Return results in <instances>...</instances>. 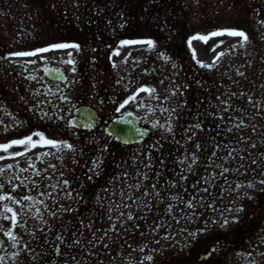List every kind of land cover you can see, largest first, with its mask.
Listing matches in <instances>:
<instances>
[{
  "label": "rangeland",
  "instance_id": "rangeland-1",
  "mask_svg": "<svg viewBox=\"0 0 264 264\" xmlns=\"http://www.w3.org/2000/svg\"><path fill=\"white\" fill-rule=\"evenodd\" d=\"M144 0H141L136 2V5H139L140 8L150 9L151 5L146 2H143ZM184 1V0H183ZM222 3H218L215 5L216 8H220L221 6L225 5L226 7L231 3V0H221ZM6 1L0 0V4H3ZM143 2V5H142ZM104 0H46L44 3H40V7H38V11L41 14V17L35 18L34 17V11L32 9L27 10L30 13V16L32 19L30 20L31 23H29V20L26 19L28 22V25H35L33 23V19L42 20L43 24L46 25V31H44V28L38 29L42 32V35H39V40H36V35H32L34 28L31 26H28V29L31 28L29 31H32L30 35L32 37H27L28 40H26V45L29 44L31 41V46H41L38 49L41 48H48V51L40 52L39 56L42 58V64L43 66H46V64L49 62V64H52V62H56L58 60V63L65 65L66 68H69V61L74 62L76 60V57L72 54L75 53V51L70 52L69 49H51L50 46L55 43L56 40V33L58 36L66 38V40L72 41L74 44L79 45L77 48V55H87L90 57H93V50L92 46L90 45L93 43L94 39H98L99 37H102L103 34L101 33L102 28L100 27L101 24L98 25V22L96 20L97 14H100L102 9L105 5H103ZM95 5H103L101 7L95 8ZM92 7V8H91ZM34 8V7H32ZM89 8H91L89 10ZM36 16H40L39 14H36ZM108 22V19L103 18L101 20V23ZM68 24H72L73 26L76 25L77 27L72 29H67ZM39 25V24H38ZM43 26V25H42ZM85 26L87 28H85ZM0 27V31L4 30ZM88 30V33L85 34V31ZM219 31H213V32H220ZM206 32L203 35L194 36L190 40L191 50L194 53L195 58L197 61L204 65H211L213 62H216L217 60L220 61V64L227 65L230 61V54L233 52V46L236 44H239L243 39L241 37L231 36L228 35L227 32H225L223 35H217V36H211L210 34L213 33ZM67 36H66V35ZM3 36V34H1ZM69 35V36H68ZM199 37H207L206 40L200 39ZM66 40H61L60 42H65ZM35 41V42H34ZM40 41V42H39ZM37 43V45H36ZM33 44V45H32ZM133 47H138L133 46ZM139 48V47H138ZM222 54V55H221ZM37 55V53L35 54ZM53 56L56 58L52 61ZM33 57V58H32ZM31 57V60H35L36 57L34 55ZM38 60V59H37ZM67 60V62H66ZM96 73V71H94ZM256 79V77H254ZM94 88L96 90V86L94 85ZM147 89H153L148 87ZM166 93V98H170V95L168 94V87L164 88ZM136 96V92H135ZM59 97V96H57ZM138 97H140L141 100L149 101L153 99L154 91H144L140 92L138 94ZM136 149V148H135ZM136 153V150L133 152ZM123 159H126L123 156ZM127 160V159H126ZM129 160V159H128ZM125 162V160L123 161ZM133 161L129 160V167L132 165ZM151 164L149 161L144 160V164ZM136 164H133L131 166V169H136ZM97 170V169H96ZM81 184V183H78ZM146 185L138 186L136 188V201L141 199L143 196H148L150 199H153V202H158V198L155 196V191L148 189ZM123 199V196L121 197ZM236 204L239 207L240 203L236 201ZM122 207V204H120ZM143 205V202L140 201L137 203V208H140ZM103 206V203L96 204L94 206V209L96 211H100ZM124 207L129 208L130 203L129 200H125ZM78 208L79 205L74 202L71 204V207L68 209H65V211H61L57 214V217L59 218L58 222H65L68 221L71 222V217L73 215V210L75 208ZM131 208L134 209L133 205H131ZM60 208H58L59 211ZM132 209V210H133ZM147 211V208H144L141 210V213H144ZM194 211V207L191 208H181L177 213H172L171 216L173 217L172 223L167 225L166 228H163L162 231H156L158 238L160 240V243H157L156 238V232H152L147 230L144 227V224L149 227V225L143 221V223H140L139 221H136V245H139L144 238L147 239V242L155 246L156 243L158 244L155 249V253H159V255H164L166 252H171L172 254H176L177 257H180L181 255H184L186 253L185 250H188L189 245L192 244L194 246H198L200 244H204L206 241H208V236L210 234V228L208 227L209 223L211 221L209 218H211L212 214L209 213L204 219V222H201L198 220L197 216H193L191 212ZM237 211V210H236ZM101 212V211H100ZM238 212V211H237ZM239 215L238 213L232 212L227 213L224 211L223 217H228L229 220L236 218ZM123 219V223L126 225V236L130 235L134 230V225L136 217L135 215H132V219L129 220L128 214L126 212L121 215ZM220 223V222H218ZM8 230H10V227L12 226L11 222V216H9L7 222L5 223ZM58 227V226H57ZM51 228V225L48 227ZM125 230V226H124ZM189 233H196L195 237L190 236ZM104 234L102 231H99V235L97 236V239L95 241H92V246H94L95 249L98 250L99 247H101L103 244L101 243V240L104 238ZM81 239V236H74L71 242L78 243ZM6 243V240H5ZM163 244V245H161ZM51 245L50 241L46 242V248L48 249ZM225 248V247H223ZM45 250V249H44ZM229 250V246L227 249L223 250L227 252ZM189 251V250H188ZM30 252V251H29ZM95 254L91 251L89 257L92 259ZM28 257L27 255L25 256ZM29 260L35 261V257L33 255V252H30V258ZM90 260V259H89ZM11 261V258H8L7 256H2V261L0 264H8ZM97 262V261H96ZM92 264V263H91Z\"/></svg>",
  "mask_w": 264,
  "mask_h": 264
},
{
  "label": "flooded vegetation",
  "instance_id": "flooded-vegetation-1",
  "mask_svg": "<svg viewBox=\"0 0 264 264\" xmlns=\"http://www.w3.org/2000/svg\"><path fill=\"white\" fill-rule=\"evenodd\" d=\"M15 53L14 50L9 51L4 66H0L1 70H5L0 74V144L23 139L30 135L33 137V141H40V137L35 136L34 133L43 132L41 116L28 105L33 99L43 95L41 67L35 65L26 74L25 67L16 59L10 61L17 58L18 55ZM28 77L31 80V85L27 88L25 81ZM55 129L56 127H49L51 136L46 138L57 141ZM69 142L70 138L67 137L64 144H69ZM36 146L33 147L31 144L27 146L14 145L8 151L0 150V157H3L0 159V169L4 170L0 172V185H3L0 188V195H11L19 201V203H13L12 200L0 201V213H3L4 205L13 209L25 205L27 200H24L23 197L32 198V192L36 191L37 183H34V180L41 177L44 171L56 169L59 159L58 152L48 154V161L44 163L42 155L39 157V154L37 155L35 152ZM15 152L23 154L16 156ZM9 165L12 167L9 168ZM50 165L55 167H50ZM31 183H34L35 186L33 189L29 186ZM3 215L0 216V219ZM262 255L264 256V251Z\"/></svg>",
  "mask_w": 264,
  "mask_h": 264
},
{
  "label": "snow or ice",
  "instance_id": "snow-or-ice-1",
  "mask_svg": "<svg viewBox=\"0 0 264 264\" xmlns=\"http://www.w3.org/2000/svg\"><path fill=\"white\" fill-rule=\"evenodd\" d=\"M225 32H227L228 35H231V36H236V37H241L243 38L244 40H247V36L246 34L243 32V31H239V30H223V31H220V32H213L211 33L210 35L211 36H217V35H223ZM200 39H204L206 40L207 37H199ZM122 43L124 44H127V43H136V41H122ZM146 43H148L149 45H151L153 42L151 40L147 41ZM190 43V41H189ZM68 47H73V48H78L79 45H76V44H72V45H69V44H65V43H59V44H52L50 46L51 49H64V48H68ZM49 49L48 48H41V49H37L36 51L38 52H45V51H48ZM15 55H18V56H26V55H35V52H32V53H15ZM222 55V54H221ZM69 63H71V61H69ZM205 67H207V65H204ZM240 75H243V73H238ZM140 91H154L153 89H147V88H141ZM133 97H129V99H132ZM66 99V97H65ZM128 103V100H125L123 104L120 105V108H123L125 104ZM120 108H117L116 111H120ZM195 127L199 128L200 125L197 124L195 125ZM239 127V125H238ZM255 131V129H253ZM229 131H231V129H229ZM35 136H39L40 137V141H33V137L30 135V136H26L24 137L23 139H16V140H11L10 142L6 143V144H0V150L2 151H8V149L12 148L14 145H29L31 144L33 147L36 146L37 143L39 142H42L43 145H47V146H51V147H57L58 144H60L61 142H58V141H55V140H52V139H48L46 137L43 136L42 133H34ZM67 147L70 149L72 146L71 145H67ZM253 147H255V145H253ZM197 148H199V145H197ZM23 153L21 152H15L14 155L16 156H20L22 155ZM213 155H215V153H213ZM229 156H231V153H229ZM3 157H0V159H2ZM193 163L196 162V157L195 155L193 154ZM253 163H255V161H253ZM9 168H11L12 166L9 165L8 166ZM50 167H55L54 165H50ZM219 167V166H218ZM4 170L3 169H0V172H3ZM229 171V169L227 168H224L223 171L220 173L221 175H223L224 172H227ZM207 182V181H206ZM65 184H67V181H64ZM261 183H264V181H261ZM3 185H0V188H2ZM55 187V186H53ZM249 187H251V185H249ZM204 192H207L208 189L205 188L203 190ZM24 200H29V199H32L31 197H28V196H25L23 197ZM6 200H12L13 203H19L18 200H16L13 196L11 195H7V194H4V195H0V201H6ZM188 207L191 208L192 207V202L191 201H188ZM172 208H171V205L169 206L168 208V211L171 212ZM242 209H237V211H241ZM3 213H11V222L13 225H15L17 223V213L13 210V208L9 207L8 205H4V208H3ZM3 213H0V216L3 215ZM53 216H55V213L53 212L52 213ZM121 215H123V213H121ZM4 218H7V217H4ZM129 220H131L133 217L131 215V213L128 214V217H127ZM229 223V220L227 218H225L223 220V223L220 225L221 227H227ZM157 227H160L159 225ZM190 236H193L195 237L196 233H189ZM58 239H60V237H57ZM148 259H151V257H148Z\"/></svg>",
  "mask_w": 264,
  "mask_h": 264
}]
</instances>
